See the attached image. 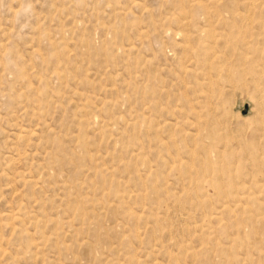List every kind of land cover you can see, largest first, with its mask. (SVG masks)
I'll list each match as a JSON object with an SVG mask.
<instances>
[{
	"label": "rangeland",
	"instance_id": "374dc122",
	"mask_svg": "<svg viewBox=\"0 0 264 264\" xmlns=\"http://www.w3.org/2000/svg\"><path fill=\"white\" fill-rule=\"evenodd\" d=\"M253 1L0 0V264H264Z\"/></svg>",
	"mask_w": 264,
	"mask_h": 264
},
{
	"label": "bare ground",
	"instance_id": "6f19581e",
	"mask_svg": "<svg viewBox=\"0 0 264 264\" xmlns=\"http://www.w3.org/2000/svg\"><path fill=\"white\" fill-rule=\"evenodd\" d=\"M210 1H211V0H210ZM233 1H234V0H233ZM252 1H253V0H252ZM257 1H258V0H257ZM118 2H119V1H118ZM214 2H215V1H214ZM217 2H218V1H217ZM248 2H249V1H248ZM248 2H247V3H248ZM253 2H254V1H253ZM255 2H256V1H255ZM231 3H232V2H231ZM237 3H238V1H237ZM239 3H240V2H239ZM247 3H246L245 5H247V7H248V4H247ZM135 4H137V3H135ZM195 4H196V3H195ZM197 4H198V3H197ZM200 4H201V3H199L198 5H200ZM216 4H217V3H216ZM227 4H229V3L227 2ZM137 5H139V4H137ZM137 5H136V6H137ZM140 5H141V4H140ZM201 5H203V4H201ZM201 5H200V7H201ZM205 5H206V4H205ZM212 5H213V4H212ZM219 5H221V4H219ZM250 5H251V4H250ZM255 5H256V4H255ZM203 6H204V5H203ZM215 6H216V5H215ZM252 6H253V5H252ZM117 7H118V6H117ZM212 7H213V6H212ZM225 7H226V6H225ZM262 7H264V6H262ZM119 8H120V7H119ZM215 8H216V7H215ZM255 8H256V7H255ZM258 8H259V10H261L260 7H258ZM121 9H122V7H121ZM124 9H125V8H124ZM202 9H204V8L202 7ZM253 9H254V8H253ZM115 10H116V9H115ZM209 10H210V9H209ZM254 10H255V9H254ZM116 11H117V10H116ZM207 11H208V10H207ZM218 11H219V10H218ZM218 11L216 10V12H218ZM223 12H224V11H223ZM256 12H257V11H256ZM259 12H260V11H259ZM121 13H122V10H121ZM121 13H120V14H121ZM219 13H220V12H219ZM230 13H231V12H230ZM120 14H118V15H120ZM222 14H223V13H222ZM219 15H220V14H218V16H216V17H219ZM228 15H229V14H228ZM236 15H238V14H236ZM236 15H235V16H236ZM235 16H234V17H235ZM240 16H241V15H240ZM222 17H223V16H222ZM242 17L244 18V16H242ZM224 18H225V16H224ZM224 18H223V19H224ZM229 18H230V17H229ZM231 18H232V17H231ZM231 18H230V19H231ZM239 18H240V17H239ZM230 19H229V20H230ZM234 19H235V18H234ZM234 19H233V20H234ZM217 20H218V19H217ZM224 20H225V19H224ZM224 20H223V22H224ZM243 20H244V19H243ZM225 21H226V20H225ZM234 21H235V20H234ZM229 22H230V21H229ZM229 22H228V23H229ZM235 22H236V21H235ZM235 22H234V23H235ZM241 22H243V21L241 20ZM224 23H225V22H224ZM224 23L222 24L223 26L226 24V23H225V24H224ZM231 23H232V22H231ZM236 23H237V22H236ZM243 23H244V22H243ZM253 23H254V21H253ZM232 24H233V23H232ZM248 24H249V23H248ZM250 24H251V23H250ZM250 24H249V25H250ZM254 24H255V23H254ZM249 25H247V26H249ZM230 26H231V25H230ZM232 26H234V24H233ZM236 26H237V25H236ZM240 26H241V25H240ZM243 26H244V25H243ZM245 26H246V25H245ZM250 26H251V25H250ZM252 26H253V25H252ZM226 27H227V26H226ZM237 27H239V26H237ZM241 27H242V26H241ZM241 27H239V29L236 30V31H239ZM253 27H254V26H253ZM253 27H250V29L253 28ZM230 28H231V27H230ZM243 28H245V27H243ZM247 28H248V27H247ZM242 30H243V29H242ZM245 30H246V28H245ZM248 30H249V28H248ZM200 31H201V30H200ZM251 31H252V30H251ZM251 31H249V32L251 33ZM253 31H254V30H253ZM253 31H252V35H254ZM244 32H246V31H244ZM207 33H209V32H207ZM238 33H240V32H238ZM242 33H243V32H242ZM246 33H247V32H246ZM141 34H143V32H141ZM139 35H140V33H139ZM207 35H209V34H207ZM218 36H219V35H218ZM207 37H209V36H207ZM227 37H228V36H227ZM221 38H222V37H221ZM231 38H232V37H231ZM237 38H238V37H237ZM212 39H213V36H212ZM238 39H239V38H238ZM257 39H258V38H257ZM209 40H210V39H209ZM213 40H214V39H213ZM230 40L232 41V39H230ZM258 40H260V39H258ZM214 41H216V39H215ZM226 41H228V38H227ZM209 42H210V41H209ZM223 42H224V41H223ZM237 42H238V41H237ZM239 42H240V41H239ZM210 43H211V42H210ZM227 43L229 44L230 42H227ZM227 43H226V44H227ZM263 43H264V42H263ZM228 44H227V45H228ZM236 44H237V43H236ZM248 44H249V43H248ZM211 45H212V44H211ZM227 45H226V47H227ZM249 45H250V44H249ZM253 45H254V44H253ZM253 45H252V46H253ZM255 45H256V43H255ZM223 46H224V45H223ZM231 46H232V45H231ZM231 46H230V47H231ZM245 46H246V44H245ZM247 46H248V45H247ZM224 47H225V46H224ZM224 47H223V48H224ZM247 48H248V47H247ZM253 48H254V47H253ZM129 49H130V48H129ZM248 49H249V48H248ZM251 49H252V47H251ZM230 50H231V49H230ZM34 51H35V50H34ZM231 51H232V50H231ZM232 52H234V49H233ZM37 53H38V51H37ZM234 53H235V52H234ZM234 53H233V55H234ZM237 53H238V52H237ZM231 55H232V53H231ZM231 55H230V56H231ZM237 55H238V54H237ZM219 57H220V56H219ZM240 57H241V55H240ZM236 59H237V58H236ZM220 60H222V58L218 59L217 63H218ZM88 81H89V80H88ZM113 86H114V88H115V85H113ZM112 88H113V87H112ZM115 89H116V88H115ZM110 90H111V88H110ZM81 94H82V97H83V94H84V93H81ZM80 96H81V95H80ZM75 98H76V96H75ZM77 98H78V97H77ZM84 98H85V96H84ZM86 98H87V97H86ZM82 99H83V98H82ZM87 99H88V98H87ZM87 99H86V101H87ZM81 101H82V100H81ZM86 101H85V102H86ZM78 102H79V101H78ZM87 102H88V101H87ZM81 103H82V102H81ZM82 104H83V103H82ZM86 104H87V103H86ZM88 104H89V103H88ZM88 104H87V105H88ZM113 106H114V105H113ZM76 107H77V106H76ZM89 109H90V108H89ZM83 110H84V109H83ZM83 113H84V112H83ZM78 114H79V113H78ZM84 114H85V113H84ZM86 114H87V113H86ZM87 115H88V114H87ZM87 115H86V117H87ZM77 116H78V115H77ZM75 117H76V116H75ZM83 117H85V116H83ZM79 118H80V117H79ZM77 120H78V119H77ZM77 122H78V121H77ZM80 122H81V121H80ZM87 122H89V121H87ZM90 124H91V123H90ZM90 124H88V125L90 126ZM187 124H188V123H187ZM107 125H108V124H107ZM103 127H104V126H103ZM22 132H24V131H22ZM33 133H34V132H33ZM20 134H21V133H19V136H21ZM27 134H28V133H27ZM27 134H26V135H27ZM31 134H32V133H31ZM72 134H73V133H72ZM22 135H23V133H22ZM24 135H25V134H24ZM24 135H23V136H24ZM66 135H67V134H66ZM27 136H28V135H27ZM32 136H35V133H34ZM25 137H26V136H25ZM28 137H29V136H28ZM21 138H22V137H21ZM79 138H80V137H78V140H79ZM18 139H19V138H18ZM22 139H23V138H22ZM67 139H68V138H67ZM67 139H66V140H67ZM68 140H69V139H68ZM89 155H90V154H89ZM91 157H92V156H91ZM91 157H90V158H91ZM94 158H95V157H94ZM61 160H62V159H61ZM54 161H55V160H54ZM57 165H58V164H57ZM53 167H54V165H53ZM111 175H112V174H111ZM40 180H41V179H40ZM35 182H36V181H34V183H35ZM39 182H40V181H39ZM37 183H38V182H37ZM40 183H41V182H40ZM32 184H33V183H32ZM66 184H67V183H66ZM111 184H112V183H111ZM33 185H34V184H33ZM34 186H38V185H34ZM262 188H263V187H262ZM252 195H253V197H254V194H252ZM247 196H249V195H247ZM247 198H248V197H247ZM258 198H259V197H258ZM247 200H248V199H247ZM247 200H246V202H247ZM255 201H256V200H255ZM248 203H249V201H248ZM102 205H103V204H102ZM248 205H249V204H248ZM103 206H104V205H103ZM237 206H238V204H237ZM239 206H240V205H239ZM255 206H258V205L256 204ZM104 207H105V206H104ZM112 207L115 208L116 206L113 205ZM259 208H260V207H259ZM96 209H97V208H96ZM100 209H101V208H100ZM108 209H109V208H108ZM114 210H115V209H114ZM98 211H99V210H98ZM250 211H251V210H250ZM101 212H102V211H101ZM101 212H98V213H101ZM103 214H104V213H103ZM242 214H243V213H242ZM7 215H8V214H7ZM247 215H248V214H247ZM261 215H262V214H261ZM261 215H258V214H257V217H259V216L261 217ZM4 216H5V214H4ZM18 216H19V215H18ZM105 216H106V215H105ZM2 217H3V215H2ZM6 217H8V216H6ZM10 217H11V216H10ZM12 217H14V216L12 215ZM19 217H20V216H19ZM257 217H256V218H257ZM262 217H263V216H262ZM15 218H17V216H16ZM6 219H7V218L2 219V220H6ZM42 219H43V218H42ZM2 220H1V221H2ZM7 220H9V218H8ZM11 220H12V219H11ZM46 220H47V219L45 218V220H43V222H45ZM50 220H53V221H54L53 218L50 219ZM14 221H15V219H14ZM19 221H20V220H19ZM34 221H37V220H34ZM47 221H48V220H47ZM11 222H12V221H11ZM15 222H17V221H15ZM37 222L39 223V221H37ZM48 222H50V221H48ZM48 222H45V223H48ZM54 222H55V221H54ZM1 223H2V222H1ZM19 223H20V222H19ZM23 223H24V222H23ZM23 223H22V226H23ZM34 223H36V222H34ZM38 223H37V224H38ZM45 223H44V224H45ZM56 223H57V222H56ZM88 223H89V222H88ZM260 223H261V222H260ZM13 225H14V223H13ZM15 225H16V224H15ZM45 225H46V224H45ZM45 225H43V226L46 227L47 225H46V226H45ZM16 226H18V225H16ZM56 226H58V225H55V227H56ZM60 226H61V225H60ZM11 227H12V226H11ZM14 227H15V226H14ZM55 227H54V228H55ZM58 227H59V226H58ZM11 229H15V228H11ZM58 229H59V228H58ZM53 231H54V229H53ZM75 231H76V230H75ZM75 231H74V232H75ZM55 232H56V231H55ZM57 232H58V231H57ZM53 234H54V232H53ZM57 234H58V233H57ZM50 235H51V234H50ZM70 235H71V233H70ZM54 236H56V234H54ZM137 236H138V235H137ZM0 238H1V237H0ZM52 238H54L53 235H52ZM78 238L81 239V238L79 237V235H78ZM78 238H77V239H78ZM137 238H138V237H137ZM44 239H45V238H44ZM47 239H49V238H47ZM60 239H61V238H60ZM63 239H64V238H63ZM84 239H85V238H84ZM43 241H44V240H43ZM48 241H49V240H48ZM87 242H88V241H86V243H87ZM39 243H40V242H39ZM41 243H42V241H41ZM43 243H44V242H43ZM89 243H90V242H89ZM97 243H98V242H97ZM46 244H47V242H46ZM100 244H102V243H100ZM56 245H57V243H56ZM89 245H91V243H90ZM92 245H93V243H92ZM43 246H44V244H43ZM65 246H66V245H65ZM68 246H69V245H68ZM37 247H38V246H37ZM66 247H67V246H66ZM79 247H80V246H79ZM91 247L93 248V246H91ZM38 248H41V247H38ZM67 248H70V246L67 247ZM86 248H88V247H86ZM94 248H95V247H94ZM94 248H93V250L95 251ZM100 248H101V247H100ZM105 248H106V247H105ZM89 249H90V248H89ZM103 249H104V247H103L101 250H103ZM108 249H112V248L110 247V248H108ZM57 250H58V249H57ZM61 250H62V249H61ZM78 250H79V249H78ZM87 250H88V249H87ZM74 251H75V250H74ZM88 251H90V250H88ZM103 251H104V250H103ZM109 251H110V250H109ZM71 252H72V251H71ZM78 252H79V251H78ZM85 252H86V249H85ZM110 252H111V251H110ZM114 252H116V251H114ZM67 253H68V252H67ZM72 253H73V252H72ZM94 254H95V253H94ZM105 254H106V253H105ZM72 255H73V254H72ZM74 256H77V255L75 254ZM94 258H95V255H94ZM75 260H76V259H75ZM75 260H73V261L75 262ZM74 262H73V263H74ZM78 262H79V261H78ZM79 263H80V262H79ZM79 263H78V264H79Z\"/></svg>",
	"mask_w": 264,
	"mask_h": 264
}]
</instances>
